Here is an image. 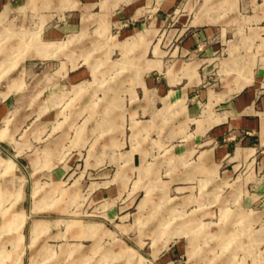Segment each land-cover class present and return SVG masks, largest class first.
<instances>
[{
    "label": "rangeland",
    "instance_id": "374dc122",
    "mask_svg": "<svg viewBox=\"0 0 264 264\" xmlns=\"http://www.w3.org/2000/svg\"><path fill=\"white\" fill-rule=\"evenodd\" d=\"M65 1L14 0L0 14V86H7L0 88V100L9 97L16 102L0 122V182L8 176L6 183L13 182L12 189L0 190V198L3 193L4 200L15 198L17 176L27 183L19 164L10 165L9 159L8 171L4 167L13 148L36 155L51 149L57 153L52 165L77 152L81 158L61 184L64 187L79 181L85 153L95 151L103 141L106 153L122 154L120 161L104 160L103 201L94 204L86 192L68 190L59 195L58 209L52 208L47 204L51 182L43 172L37 177V199L42 205L32 214L60 234L57 251L72 242L73 250H78L73 263L80 264H264V236L253 237L259 229L264 235V210L238 207L243 185L247 189L260 180L264 170L248 175L250 170L242 165L226 176L219 168L209 173L200 170L196 152L178 158L176 140L168 142L166 136L176 129V116L149 121L150 112L142 110L147 94L140 89L146 73L157 72L149 69V61L161 59L162 54L165 62L180 58L176 45L183 23L192 27L210 12H224L226 5H239L240 0H176L160 29L136 32L121 30L111 14H84L85 30L54 38L51 27L68 17L63 14L70 8ZM159 2H154V9ZM97 6L87 10H118L108 0L100 9ZM229 17L240 31L245 16ZM236 37L247 50L240 56L251 57L256 43L251 34L239 32ZM41 48L47 53L39 52ZM218 72L213 70L209 78L201 71L199 89L219 83ZM84 87L92 88L88 100ZM93 121L96 124H87ZM195 121L185 119V138L194 132ZM216 144L211 141L208 147ZM129 152L136 154L131 162ZM19 160L31 171L26 160ZM80 177L84 187L94 179L86 172ZM3 207L0 216L7 214ZM72 231H84V240H70ZM43 242L48 240L42 232Z\"/></svg>",
    "mask_w": 264,
    "mask_h": 264
},
{
    "label": "crops",
    "instance_id": "0c3cea01",
    "mask_svg": "<svg viewBox=\"0 0 264 264\" xmlns=\"http://www.w3.org/2000/svg\"><path fill=\"white\" fill-rule=\"evenodd\" d=\"M13 1L0 0V14ZM68 1L65 2L70 8H65L63 13L68 14V17L58 20L51 27L50 34L54 38L81 33L83 28L85 30L88 26L83 23L84 14L92 16L111 14L115 16V21L124 32H136L140 29L158 30L165 24L164 16L170 11L168 9L176 2L160 0V7L154 9L153 4L157 0H108L113 6H118V10H87L89 7L99 6L104 0ZM239 3L226 5L224 12H218L221 13L219 15L210 12V16H203L192 24V27L183 23L184 27L180 30L178 27L172 28L171 30L180 31L181 38L176 45L180 58L172 63L170 60L165 62L162 54L161 59L149 61L147 64L150 65L149 69H155L157 72L146 73L144 86L140 87L141 91L147 94L142 110L150 112L149 121L158 117L176 116L175 121L178 123L176 129H170L166 133L168 142L176 140L173 146L177 153H180L176 156L181 159V154L192 155L196 152L195 159L200 170L209 173L217 172L219 168L226 176L232 175L242 165H246L250 170L248 175L253 174L255 169L264 170V0H240ZM222 13L228 15L224 20L219 17ZM235 14L245 16L240 31L234 26L232 17H229ZM239 32L250 33L256 42L251 57L248 54L240 56V53H247V50L243 40L236 37ZM169 40L167 38V42ZM165 65L168 66L166 71L160 72L161 69H165ZM217 68L219 83L213 84V88L199 89L201 71L203 76L211 78L213 70ZM6 87L0 86L1 90H5ZM91 90L92 88L84 87L86 99ZM15 103L9 97L0 100V122L5 112L13 108ZM89 105L90 103L88 107L91 109ZM185 119L196 120L194 132L186 138L183 131ZM94 122L96 124V121L87 124L93 125ZM180 135L182 138L175 139ZM85 137L89 139L90 136H84V140H88ZM211 141L217 142L216 146L208 147ZM114 143L115 141L112 142ZM198 147L201 149L196 150ZM13 151L11 154L4 152L8 155V159L3 162L5 169L10 159L9 163L17 168L19 164L28 179L27 183H24L22 176H17L15 198L4 200V193L0 198V205L5 207L2 211L7 212L0 216V264H58V262L80 264L73 263L72 255L78 251L73 250L74 247L71 246L73 243L68 242V248L61 245L57 251L55 241L60 234L52 230L46 221L32 214L34 209H39L42 205L37 199L40 191L37 177L43 172L42 175L45 174L44 177L51 182L50 202L47 204L52 208L58 209L59 195L68 190L86 192L89 200L95 204L105 198L104 160L108 158L120 161L122 154L112 150L106 153L104 143L100 141L95 151L90 153L87 151L84 155L82 172L94 178L91 183L84 187L80 181L82 175L80 171L78 182L75 179L63 187L61 184L72 175L75 162L81 158L77 152L64 155L52 165L53 159H57V153L51 149L47 150L48 153L41 152L39 155L22 152L17 148H13ZM129 153L131 162L132 154L134 158L136 154ZM19 159L26 160L31 171L28 172ZM29 177L33 178V185ZM6 180L0 182V190L12 189L13 182L8 185ZM245 188L243 185L244 192L241 194L238 207L254 212L255 208L262 207L263 209H258L257 212L263 211L264 177ZM30 189L32 199L27 193ZM258 216L256 214V217ZM260 231L256 230V235L253 236L257 240L264 236L262 232L259 235ZM42 232L48 242L40 243ZM70 237V240L78 238L84 240V231L81 233L72 231Z\"/></svg>",
    "mask_w": 264,
    "mask_h": 264
},
{
    "label": "bare ground",
    "instance_id": "6f19581e",
    "mask_svg": "<svg viewBox=\"0 0 264 264\" xmlns=\"http://www.w3.org/2000/svg\"><path fill=\"white\" fill-rule=\"evenodd\" d=\"M39 52H41L42 54H45V53H47V51H46V49H43V48H41V49H39ZM11 165V164H10ZM245 216V215H244ZM243 216V217H244ZM246 217V216H245ZM246 219V218H245Z\"/></svg>",
    "mask_w": 264,
    "mask_h": 264
}]
</instances>
